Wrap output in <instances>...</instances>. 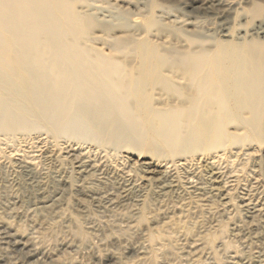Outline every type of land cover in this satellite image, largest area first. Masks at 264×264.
<instances>
[{"label": "rangeland", "instance_id": "1", "mask_svg": "<svg viewBox=\"0 0 264 264\" xmlns=\"http://www.w3.org/2000/svg\"><path fill=\"white\" fill-rule=\"evenodd\" d=\"M46 1L69 26L66 54L85 68H116L127 99L90 101L105 109V131L96 134L44 124L0 131V264H239L264 254V222L247 213L264 210V117L250 118L235 84L243 71L233 66L241 60L234 51L264 24V0H219L230 6L227 37L205 9L217 0ZM221 49L229 53L225 112L217 92L186 77L192 68L180 62L207 56L210 68ZM0 65L12 66L9 58ZM101 79L92 85L103 88ZM213 119L223 131L218 142L206 134ZM169 179L176 185L160 191ZM127 182L137 190L124 199L92 198L118 195ZM14 240L42 259L27 260Z\"/></svg>", "mask_w": 264, "mask_h": 264}, {"label": "bare ground", "instance_id": "2", "mask_svg": "<svg viewBox=\"0 0 264 264\" xmlns=\"http://www.w3.org/2000/svg\"><path fill=\"white\" fill-rule=\"evenodd\" d=\"M205 9L208 14L218 18L222 25L231 13L229 4L219 0ZM58 10L65 16L69 13V5L62 4ZM55 14L53 6L46 0H0V58L4 64L9 58L12 64L9 68L0 65V131H12L27 124H44L52 131H65L75 127L84 131L93 128L94 133L103 132L104 121L98 113H103L105 109L91 107L90 101L104 103L106 99H112L117 106L127 99L126 85L118 74L115 77L116 68H108L107 63L103 62L98 68H85L81 66L79 55L66 54L63 38L69 26L63 27ZM250 33L254 35L253 40L243 50L236 49L233 53L242 60L233 63L235 70L243 71L235 84L243 87L240 101L247 100L245 107L250 110V118L260 120L264 117V47L257 44L260 38H264V24H257ZM221 36H228L226 25L221 28ZM3 51H8L9 55ZM196 56L190 55L180 61L192 68L185 72V76L199 77L203 84L210 86L214 93L217 92L214 95H217L220 108L225 112L223 101L230 94L225 88L226 78L230 73L225 65L229 53L221 49L220 54L213 61L210 60V68H204L209 62L207 56ZM99 78L103 79V88L98 89L92 82ZM109 84L117 89L116 93L106 92ZM207 103L206 106H209V100ZM210 127L212 132L209 130L206 134L211 140L218 142L223 136L221 122L213 119ZM161 131L167 137L171 136L169 144L176 145L173 139L175 134L169 131L166 124L161 126ZM76 163L77 173L83 172L87 167L80 159ZM175 185L173 179L157 183L160 191ZM136 190L135 184L127 182L120 186L118 195L106 191L101 197H91L101 203H115ZM247 213L264 222L263 209L255 208L247 210ZM13 243L22 245L27 260L42 259L38 251L26 242L14 240ZM239 264H264V254H257Z\"/></svg>", "mask_w": 264, "mask_h": 264}]
</instances>
